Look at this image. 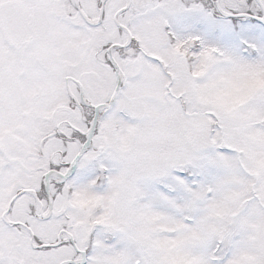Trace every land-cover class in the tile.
I'll return each instance as SVG.
<instances>
[{"label": "snow or ice", "instance_id": "obj_1", "mask_svg": "<svg viewBox=\"0 0 264 264\" xmlns=\"http://www.w3.org/2000/svg\"><path fill=\"white\" fill-rule=\"evenodd\" d=\"M0 264H264V0H0Z\"/></svg>", "mask_w": 264, "mask_h": 264}]
</instances>
